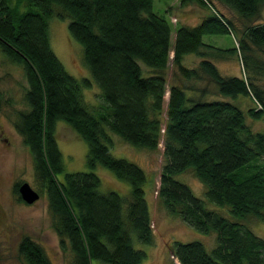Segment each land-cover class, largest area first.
<instances>
[{"label":"trees","instance_id":"trees-1","mask_svg":"<svg viewBox=\"0 0 264 264\" xmlns=\"http://www.w3.org/2000/svg\"><path fill=\"white\" fill-rule=\"evenodd\" d=\"M199 1L211 13L196 26L177 27L173 40L172 23L154 12V0H0V51L23 65L30 87L29 108L20 112L16 128L46 185L56 229L64 248L70 246L72 264H91L93 259L142 264L148 253L135 248L134 237L154 244L147 175L136 163L113 155L111 133L151 150L163 139L167 161L158 199L189 226L216 234L211 251L197 240L170 243L181 264H264V238L248 224L253 218L264 223V132L247 123V116L264 120V90L245 73L223 75L210 60L213 46L203 41L205 35L234 31L233 20L217 1L245 20L239 48L251 61L249 52L264 50V0ZM53 18L69 20L70 34L82 44L85 65L100 88L99 106L91 108L84 98L83 89L92 81L75 78L53 51ZM187 54L201 57L196 67L185 65ZM170 63L184 79L207 77L220 95L251 96L262 108L245 111L228 100L194 98L183 85L172 84L163 120ZM58 121L67 122L88 143V166L101 164L128 181L129 195L100 191L101 179L93 171L68 173L65 182L58 180L64 167ZM189 169L206 185L207 200L227 207L233 219L209 208L177 179ZM19 250L29 264H53L45 248L28 236Z\"/></svg>","mask_w":264,"mask_h":264},{"label":"rangeland","instance_id":"rangeland-1","mask_svg":"<svg viewBox=\"0 0 264 264\" xmlns=\"http://www.w3.org/2000/svg\"><path fill=\"white\" fill-rule=\"evenodd\" d=\"M214 3L233 20L235 32L203 37L206 44L213 46L209 49L210 60L217 65L223 75L242 76L245 73L249 82L264 90V50L255 47V52L248 53L252 57L251 61L250 58L248 60L247 55L239 48L246 25L245 20L227 6L217 1ZM153 10L158 15L171 19L173 40L177 27L196 26L201 22L202 12L211 13L199 0H154ZM68 23L69 20L58 18L50 20L52 49L70 74L78 80L89 78L92 81L91 87L83 89L84 98L91 108L99 106V103H102L99 97L100 88L85 65L83 46L70 34ZM173 55L174 51L171 52V58ZM255 59L257 61H254ZM200 60L201 57L197 54L184 56L185 65L188 67H196ZM255 63H258V67H254ZM141 66L144 74L149 75V68L143 63ZM167 80L163 120L167 118V104L172 84L183 85L187 88V94L194 98H205L209 101L228 100L245 111L250 108H262L260 102L251 96L234 99L220 95L215 83L207 77L202 80L184 79L176 72L172 63L169 65ZM203 88H206V93L201 92ZM29 90L23 65L12 62L0 51V129L11 143L10 145L4 141L0 143V264H29L19 250L25 236L41 244L53 264H72L73 254L70 246L67 243L64 248L56 229L57 219L50 207L46 185L38 177L33 154L16 128L20 112L29 108ZM247 123L254 130L264 132V120L247 116ZM111 135L113 142L109 146L113 155L136 163L147 175L145 191L154 226V244H143L136 236L134 237L135 248L148 253V258L142 264H181L169 249L170 243L174 241H201L211 251L216 244L215 233L205 234L189 226L180 218L171 215L158 199L161 170L167 161L164 155V140L161 139L157 149L151 150L127 143L114 133ZM56 136L64 166L63 171L57 174L59 181L65 182L68 173L93 171L101 179L100 191H116L122 195H129L131 186L128 181L118 178L113 171L101 164L94 169L88 166V143L67 122L58 121ZM177 179L187 184L197 197L206 200L209 208L233 219L227 207L207 200V187L192 169L177 175ZM25 181L40 193V198L32 204L25 202L16 189V184L21 185ZM248 224L258 236L264 238L262 221L253 218ZM91 264L106 263L93 259Z\"/></svg>","mask_w":264,"mask_h":264},{"label":"water","instance_id":"water-1","mask_svg":"<svg viewBox=\"0 0 264 264\" xmlns=\"http://www.w3.org/2000/svg\"><path fill=\"white\" fill-rule=\"evenodd\" d=\"M19 192H20L22 199L29 204L36 202L40 198V193L38 191H36L30 185L29 182H23L19 186ZM173 256L175 257L174 254H173Z\"/></svg>","mask_w":264,"mask_h":264},{"label":"flooded vegetation","instance_id":"flooded-vegetation-1","mask_svg":"<svg viewBox=\"0 0 264 264\" xmlns=\"http://www.w3.org/2000/svg\"><path fill=\"white\" fill-rule=\"evenodd\" d=\"M4 141L5 143H8V145H10V141H9V138L4 136V133L3 131L0 129V143Z\"/></svg>","mask_w":264,"mask_h":264},{"label":"crops","instance_id":"crops-1","mask_svg":"<svg viewBox=\"0 0 264 264\" xmlns=\"http://www.w3.org/2000/svg\"><path fill=\"white\" fill-rule=\"evenodd\" d=\"M206 8H207V7H206ZM207 9H208V8H207ZM209 11H210V9H209ZM202 14H203V17L201 18L200 21H202L203 18H205L206 16L209 15L208 12H204V13L202 12ZM170 20H171V19H170ZM200 21H199V22H200ZM199 22H198V23H199ZM240 74H241V73H240ZM239 76H240V75H239Z\"/></svg>","mask_w":264,"mask_h":264}]
</instances>
